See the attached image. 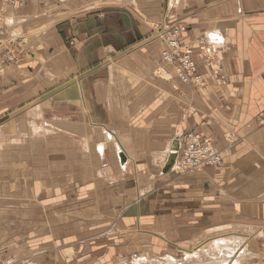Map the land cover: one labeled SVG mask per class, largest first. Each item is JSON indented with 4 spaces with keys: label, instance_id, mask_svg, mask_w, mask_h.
Instances as JSON below:
<instances>
[{
    "label": "crops",
    "instance_id": "1",
    "mask_svg": "<svg viewBox=\"0 0 264 264\" xmlns=\"http://www.w3.org/2000/svg\"><path fill=\"white\" fill-rule=\"evenodd\" d=\"M10 1L0 0L1 26L25 37L26 46L20 65L0 62V131L22 122L47 141L52 129L76 136L63 125L89 128L83 152L103 202L105 187L115 193L123 186L137 198L130 206L136 213L177 223L184 233L196 229L192 219L201 227L205 216L216 222L243 206L249 213L242 219L261 223L264 235V0H22L13 7ZM65 2L76 8L69 22L58 11ZM169 8L188 28L183 42L193 49L203 88L181 83L160 61L165 47L154 28ZM186 130L210 138L223 166L164 173L174 140ZM46 168L51 174L47 161ZM140 219L138 229L160 246L183 248L169 223L145 231ZM257 232L247 235L258 238ZM142 262L148 258L135 263Z\"/></svg>",
    "mask_w": 264,
    "mask_h": 264
},
{
    "label": "rangeland",
    "instance_id": "2",
    "mask_svg": "<svg viewBox=\"0 0 264 264\" xmlns=\"http://www.w3.org/2000/svg\"><path fill=\"white\" fill-rule=\"evenodd\" d=\"M60 6V19L68 21L76 8L66 2ZM63 126L70 129L67 131H76V136L52 129L46 141L45 135L40 132L30 134L29 128L22 122L2 126L0 254L3 257L17 264H136L145 258L152 263H164L162 260L168 257L174 259L175 264H212L224 258L230 260L236 253H231L232 249L217 248L213 253L201 254L197 258L186 254V251L190 249L193 252L196 245L211 237L224 238L225 234L228 237L235 233L248 238L247 256L241 263L264 264V235L258 229L261 223L242 219L249 213L242 210L243 206L237 208V216L221 215L216 222L208 223L205 216L202 219L206 221L201 227L198 220L192 219L196 229L192 233H184L177 223L163 219L149 222L144 212L136 213L135 206H130L136 203L137 198L126 192L123 186L115 193L105 187L107 199L104 202L100 200L97 193L101 192V185L91 181L96 176L93 173L95 169L90 155L83 152L82 143L87 139L84 132L89 128L82 129V126L71 124ZM93 147L94 143L91 144V151ZM33 149L37 154L32 152ZM40 150L44 153H39ZM33 155H37L42 163L33 165ZM46 161L52 167L51 174L47 172ZM115 202L119 203L117 212L113 209ZM137 215H140L142 230L145 231H159L164 228V223H169L173 228L169 227L173 231L170 233L172 240L183 248L176 249L168 244L160 246L158 238L138 229ZM233 217L238 218L232 220ZM222 219L224 221L221 222ZM254 230H258V238L247 235ZM223 251L226 252L224 255ZM240 255H237L238 258Z\"/></svg>",
    "mask_w": 264,
    "mask_h": 264
},
{
    "label": "built area",
    "instance_id": "3",
    "mask_svg": "<svg viewBox=\"0 0 264 264\" xmlns=\"http://www.w3.org/2000/svg\"><path fill=\"white\" fill-rule=\"evenodd\" d=\"M21 0L10 1V6H22ZM187 26L176 17L173 9L169 8L160 23L154 28L156 39L162 40L165 49L161 53V60L169 66L181 83L203 88L206 85L204 76L200 74L198 62L194 58L191 46L183 42L188 32ZM74 43V42H73ZM72 43V44H73ZM26 39L20 35L10 33L8 28L0 25V62L10 65L22 63L23 49ZM211 52V51H210ZM222 152L205 134L186 130L181 136V151L178 167L182 173L200 172L208 168L223 166ZM0 264H17L0 254Z\"/></svg>",
    "mask_w": 264,
    "mask_h": 264
},
{
    "label": "bare ground",
    "instance_id": "4",
    "mask_svg": "<svg viewBox=\"0 0 264 264\" xmlns=\"http://www.w3.org/2000/svg\"><path fill=\"white\" fill-rule=\"evenodd\" d=\"M179 155H180V152L177 155L176 164H175L174 168L178 165ZM236 235H238L239 237H237ZM222 239H224V240H222ZM247 240H248V238L246 237V235L244 236L243 234L239 235V234H235V233H233V235H230L228 237L225 234L224 238H221L220 236H214V237H211V238L205 240L202 243L200 242V244L196 245V248H194L193 252L188 251V253L190 255H193L194 257L198 258V256L201 254H206L208 252H209V254H211V252L213 253L217 248H221V249L224 248V249H228L230 251L232 249L231 253H233V251H234V253H236V255H234L235 256L234 258H232L230 260L224 258L223 260H218L217 262H212V264H242L241 260L246 255V253H247L246 251H248V248L246 245ZM240 249H241V253L240 252L238 253V251H240ZM225 253L226 252L223 251V255ZM238 254H241L239 258L237 256ZM166 260L167 261H165L164 263L160 262V261L152 263L148 259V264H175L176 263L172 258H168Z\"/></svg>",
    "mask_w": 264,
    "mask_h": 264
},
{
    "label": "water",
    "instance_id": "5",
    "mask_svg": "<svg viewBox=\"0 0 264 264\" xmlns=\"http://www.w3.org/2000/svg\"><path fill=\"white\" fill-rule=\"evenodd\" d=\"M210 36L212 38H216V39L221 38L219 36V34H217V33H212V34H210ZM108 136H109V138H113V136L111 134H109ZM98 150L103 155V148L101 149L99 147ZM180 151H181V136H178V138H176L174 140V142L171 146V152L169 153L168 160H167L166 165H165L164 173L169 172L172 168H174V166L176 164L177 155L179 154ZM117 154H118V159H119L120 165L122 166L123 169H126L127 168L126 164L128 162V158H127L125 151L120 146L117 147Z\"/></svg>",
    "mask_w": 264,
    "mask_h": 264
}]
</instances>
